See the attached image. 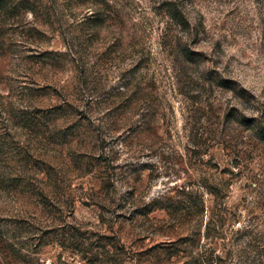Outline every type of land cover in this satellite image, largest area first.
Masks as SVG:
<instances>
[{"label": "rangeland", "instance_id": "obj_1", "mask_svg": "<svg viewBox=\"0 0 264 264\" xmlns=\"http://www.w3.org/2000/svg\"><path fill=\"white\" fill-rule=\"evenodd\" d=\"M14 1L0 264H264V0H110L97 37L80 0Z\"/></svg>", "mask_w": 264, "mask_h": 264}, {"label": "trees", "instance_id": "obj_2", "mask_svg": "<svg viewBox=\"0 0 264 264\" xmlns=\"http://www.w3.org/2000/svg\"><path fill=\"white\" fill-rule=\"evenodd\" d=\"M109 1L110 0H80L79 3L81 5L83 4H89L93 9V13L89 14L86 19L82 20L80 22V26H84L85 30H89L91 32V36L97 37L99 34V31L108 23H111L113 21V18L109 15V13L106 11L109 8ZM173 2L165 3L164 12L165 15L168 17V19L172 22H175L181 26H188V22L186 17L184 16V13L176 6ZM29 12L31 14H36L40 11V9H34L32 7H29L28 4L22 2V1H14V0H0V34L2 26L7 24L6 22H13L16 20L21 12ZM1 36V35H0ZM184 56L187 60L193 62L195 59L192 58V54L189 51L184 50ZM81 77L83 76V72L80 71ZM69 111L67 109H61L57 111L56 116L57 120L62 121L66 118H68ZM63 122V121H62ZM70 129V132L67 133V130ZM71 127L62 125H58L55 127V133L57 136H59L58 144L63 145L69 141V138L73 136V130H71ZM55 134V135H56ZM261 137H264V130L263 133H261ZM86 167L89 169L85 172L87 174L89 173H95L96 169H94L93 165L86 164ZM76 169V168H75ZM89 172V173H88ZM146 209L143 211V215L150 214L153 211H166L168 214H172L176 218H179L183 211L185 210V205L177 202V203H164V205L157 203L149 204ZM190 208V207H189ZM171 252V251H169ZM192 258V257H191Z\"/></svg>", "mask_w": 264, "mask_h": 264}]
</instances>
